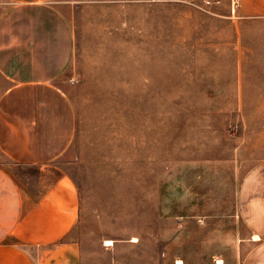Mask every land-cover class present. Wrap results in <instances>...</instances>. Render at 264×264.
<instances>
[{
	"label": "rangeland",
	"instance_id": "rangeland-1",
	"mask_svg": "<svg viewBox=\"0 0 264 264\" xmlns=\"http://www.w3.org/2000/svg\"><path fill=\"white\" fill-rule=\"evenodd\" d=\"M77 1L55 82L75 113L58 161L79 193L68 239L84 264H170L175 228L225 225L264 166V17L230 0Z\"/></svg>",
	"mask_w": 264,
	"mask_h": 264
},
{
	"label": "crops",
	"instance_id": "crops-1",
	"mask_svg": "<svg viewBox=\"0 0 264 264\" xmlns=\"http://www.w3.org/2000/svg\"><path fill=\"white\" fill-rule=\"evenodd\" d=\"M238 2L239 13L264 17V0ZM81 8L77 0H0V264H84L81 245L68 239L78 189L58 163L75 113L55 83L71 62V17ZM233 200L223 226L175 228L170 264H264V166L244 176Z\"/></svg>",
	"mask_w": 264,
	"mask_h": 264
},
{
	"label": "built area",
	"instance_id": "built-area-1",
	"mask_svg": "<svg viewBox=\"0 0 264 264\" xmlns=\"http://www.w3.org/2000/svg\"><path fill=\"white\" fill-rule=\"evenodd\" d=\"M206 3H209V2H206ZM217 4L220 3V2H216ZM230 10L232 11V13H235L239 7V2L238 0H230Z\"/></svg>",
	"mask_w": 264,
	"mask_h": 264
},
{
	"label": "bare ground",
	"instance_id": "bare-ground-1",
	"mask_svg": "<svg viewBox=\"0 0 264 264\" xmlns=\"http://www.w3.org/2000/svg\"><path fill=\"white\" fill-rule=\"evenodd\" d=\"M133 241H136V240H133ZM106 244L111 245L112 244V241L111 240H108V241H106Z\"/></svg>",
	"mask_w": 264,
	"mask_h": 264
}]
</instances>
